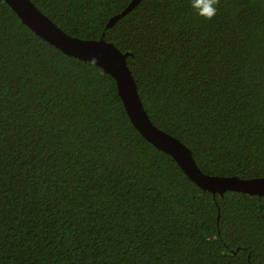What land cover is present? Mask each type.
Segmentation results:
<instances>
[{
  "label": "trees",
  "instance_id": "obj_1",
  "mask_svg": "<svg viewBox=\"0 0 264 264\" xmlns=\"http://www.w3.org/2000/svg\"><path fill=\"white\" fill-rule=\"evenodd\" d=\"M125 52L150 120L211 174L264 175V0H31ZM0 264H264V194L194 183L114 79L0 0Z\"/></svg>",
  "mask_w": 264,
  "mask_h": 264
},
{
  "label": "water",
  "instance_id": "obj_2",
  "mask_svg": "<svg viewBox=\"0 0 264 264\" xmlns=\"http://www.w3.org/2000/svg\"><path fill=\"white\" fill-rule=\"evenodd\" d=\"M20 21L35 34L66 54L92 61L107 72L115 82L117 94L135 129L155 147L167 152L182 171L202 189L222 193L232 189L252 194H264V175L238 176L203 172L192 157L190 149L177 137L156 126L148 117L139 98L135 81L126 64L125 52L100 35L85 38L62 30L31 0H4ZM138 0H129L119 11L108 16L104 26L111 25Z\"/></svg>",
  "mask_w": 264,
  "mask_h": 264
},
{
  "label": "clouds",
  "instance_id": "obj_3",
  "mask_svg": "<svg viewBox=\"0 0 264 264\" xmlns=\"http://www.w3.org/2000/svg\"><path fill=\"white\" fill-rule=\"evenodd\" d=\"M219 4L220 0H189V6L195 14L207 21L217 15Z\"/></svg>",
  "mask_w": 264,
  "mask_h": 264
}]
</instances>
